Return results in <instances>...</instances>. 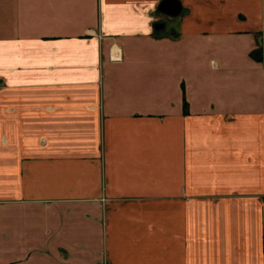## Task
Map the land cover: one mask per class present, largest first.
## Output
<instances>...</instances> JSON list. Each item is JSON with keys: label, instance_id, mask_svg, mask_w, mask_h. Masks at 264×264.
Masks as SVG:
<instances>
[{"label": "crops", "instance_id": "crops-1", "mask_svg": "<svg viewBox=\"0 0 264 264\" xmlns=\"http://www.w3.org/2000/svg\"><path fill=\"white\" fill-rule=\"evenodd\" d=\"M178 1L0 0V264H264V0Z\"/></svg>", "mask_w": 264, "mask_h": 264}, {"label": "water", "instance_id": "water-1", "mask_svg": "<svg viewBox=\"0 0 264 264\" xmlns=\"http://www.w3.org/2000/svg\"><path fill=\"white\" fill-rule=\"evenodd\" d=\"M157 9L166 15L176 16L181 11V4L178 0H161ZM162 26L163 24L161 23L155 25L156 28H160Z\"/></svg>", "mask_w": 264, "mask_h": 264}]
</instances>
